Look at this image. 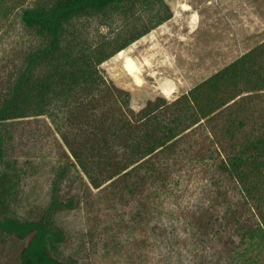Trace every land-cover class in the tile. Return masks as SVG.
I'll use <instances>...</instances> for the list:
<instances>
[{"label":"trees","instance_id":"1","mask_svg":"<svg viewBox=\"0 0 264 264\" xmlns=\"http://www.w3.org/2000/svg\"><path fill=\"white\" fill-rule=\"evenodd\" d=\"M139 5L156 12L155 24L113 51L72 40L68 27L74 20L126 15ZM11 14L38 43L0 87V253L13 251V264H76L59 255L66 234L55 219L80 201L62 198L58 178L34 219L8 214L1 200L10 193L5 189L10 126L46 116L60 126L71 165L89 188L113 206L130 208L138 229L186 166L212 167L219 186L206 206L185 216L187 226L194 235L220 240V229L230 228L214 264H250L247 251L264 248V41L175 99L158 95L136 111L129 92L100 65L172 17L163 0H0V29Z\"/></svg>","mask_w":264,"mask_h":264},{"label":"rangeland","instance_id":"2","mask_svg":"<svg viewBox=\"0 0 264 264\" xmlns=\"http://www.w3.org/2000/svg\"><path fill=\"white\" fill-rule=\"evenodd\" d=\"M163 2L172 17L100 65L109 80L129 92L130 106L136 111L158 95L175 99L264 41V0ZM156 19L154 10L139 5L126 15L110 12L78 18L68 30L77 34L72 40L103 44V53H109L153 26ZM36 42L34 33L11 14L7 26L0 29V87ZM126 58L135 63L134 73L124 69ZM59 127L46 116L10 126L6 148L11 167H6L5 183L10 193L1 197L8 214L22 220L36 218L47 206L58 178L62 198L80 201L55 219L66 234L59 248L62 258L71 257L76 264H214L220 260L223 244L233 231L221 228V240L212 234L194 235L185 219L206 206L214 186H219L212 167L186 166L153 207L145 228L138 229L128 216L130 208L99 199L71 165ZM62 169L64 175L59 176ZM257 248L247 251L250 264H264V248ZM6 252L0 253V264L15 263L13 251Z\"/></svg>","mask_w":264,"mask_h":264},{"label":"bare ground","instance_id":"3","mask_svg":"<svg viewBox=\"0 0 264 264\" xmlns=\"http://www.w3.org/2000/svg\"><path fill=\"white\" fill-rule=\"evenodd\" d=\"M124 63V69L128 72V73H134L135 72V63L130 59V58H126ZM135 77V76H134Z\"/></svg>","mask_w":264,"mask_h":264}]
</instances>
